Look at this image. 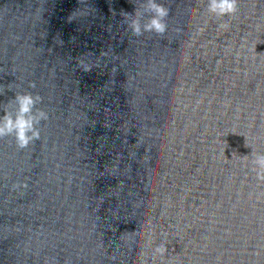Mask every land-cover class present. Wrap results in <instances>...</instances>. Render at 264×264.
<instances>
[{
    "label": "water",
    "instance_id": "obj_1",
    "mask_svg": "<svg viewBox=\"0 0 264 264\" xmlns=\"http://www.w3.org/2000/svg\"><path fill=\"white\" fill-rule=\"evenodd\" d=\"M148 2L0 0V264H264V0Z\"/></svg>",
    "mask_w": 264,
    "mask_h": 264
},
{
    "label": "clouds",
    "instance_id": "obj_2",
    "mask_svg": "<svg viewBox=\"0 0 264 264\" xmlns=\"http://www.w3.org/2000/svg\"><path fill=\"white\" fill-rule=\"evenodd\" d=\"M237 0H209V13L225 17L234 15L237 11ZM148 10L152 13V18L146 24H141L140 19H133L131 27L136 35H141L144 31L155 32L163 35L168 28L165 23V18L169 15L168 9L159 5L155 0H149ZM222 28H227V25H221ZM39 98H34L32 95H21L16 97L19 105L17 114L13 117L5 113L3 119H0V137L5 135H15V138L20 147H27L34 139L39 138V131L36 128L41 120L46 119V114L39 112L33 115V108ZM253 163L262 170L260 176L264 179V155L255 156ZM166 247L161 244L156 247L155 252L163 256L166 253Z\"/></svg>",
    "mask_w": 264,
    "mask_h": 264
}]
</instances>
